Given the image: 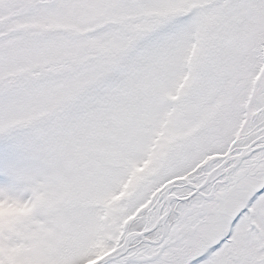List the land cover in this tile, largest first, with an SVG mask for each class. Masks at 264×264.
<instances>
[{
    "label": "snow or ice",
    "instance_id": "6c2138e0",
    "mask_svg": "<svg viewBox=\"0 0 264 264\" xmlns=\"http://www.w3.org/2000/svg\"><path fill=\"white\" fill-rule=\"evenodd\" d=\"M0 264H264V0H0Z\"/></svg>",
    "mask_w": 264,
    "mask_h": 264
}]
</instances>
